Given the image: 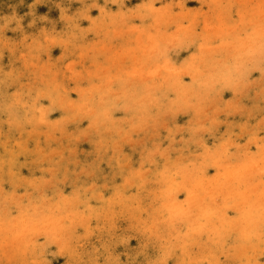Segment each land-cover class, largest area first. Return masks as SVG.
Returning <instances> with one entry per match:
<instances>
[{"label": "bare ground", "instance_id": "obj_1", "mask_svg": "<svg viewBox=\"0 0 264 264\" xmlns=\"http://www.w3.org/2000/svg\"><path fill=\"white\" fill-rule=\"evenodd\" d=\"M73 1L75 4L72 3L74 5L72 8L64 6L65 3L63 4L62 1L53 2L57 4L59 13L64 14V16L61 14L64 17L61 18L63 19L61 22H49L46 15L37 12L34 6L32 13H24L25 9L31 7L29 8L23 0H4V4H0V22H5L3 24L5 26H15L11 30L12 35L4 34L0 38V197L3 195L12 199V187L16 188L17 193L23 195V188H31L40 184L46 189L47 185L52 184L51 182L56 178L53 174L55 172L49 171V175H52L47 180H34L36 170L33 166L27 167L28 173L16 172V169L23 168L26 162L33 160L31 163L37 164V161L45 158L43 155L51 153L47 148L45 149V146L41 148L38 145L40 139L44 136L46 138L52 129L55 131L61 129L63 131L60 133L69 135L72 126H75V129L85 128L96 132L97 138H100L105 131L98 143L107 148L111 155L122 156L124 159L123 155L132 148L118 147L117 140L120 128L129 136L135 133L131 130L132 126V128L129 127L131 134L125 128L128 119L131 122L136 121L137 127L142 128V132L144 131L142 135L149 137L152 134L151 137L157 141H164L160 131L155 130L159 126L158 115L156 116L158 111H162L160 114L166 117H168L167 114L170 115L168 117L170 119L174 118V122L177 126L180 125L179 127H187L193 118L198 120L205 114L212 116L211 119L216 125H209V129L205 131L202 128L204 132L201 130L194 132L191 138V153L180 151L178 162L166 157L163 165L167 166L162 167L158 164L155 172L150 174L149 180L154 183L155 189H159L150 194V198H158L156 213L149 210L139 214L135 207L125 211L120 209V206L130 197L135 196L142 186L138 181L141 179L129 176L122 178L121 174L116 175V186H113L112 190L109 189L107 194L99 191L97 186L94 187L96 189L90 186L91 190L86 191L84 195L81 194V190H78L66 198L63 196L61 199L53 196L47 198L49 200L42 203V206L46 204L45 207H51L52 210L48 212L53 213L54 210V215L46 213L42 215L43 207H39L40 204L37 205L41 208V211L37 209L40 214L39 211L26 212L29 209L25 208L37 203L35 199L30 202L26 198V203L28 201L30 203L24 206L19 205L20 207L15 205L8 211L6 207H3L4 210L0 206L2 209L0 211H5H3L4 214L0 212L2 214L0 215V258L4 259V262L0 264H44V255L49 260L55 261L58 251L59 254L62 251L73 256L79 249L77 252L80 254V251L85 250V245L89 241L91 243L92 239L96 240L97 244L110 237L112 227L121 212H127L130 217L136 219L133 226L128 229L143 245L146 243L144 235L148 228L153 227L146 249L133 247L135 241L124 249L128 253L147 259L140 264H172L176 260L174 258L183 260L191 258L194 263L198 261L196 264H209L208 260H210L212 251L218 248L221 249L222 257L231 262L248 260L247 264H264V188L255 186L257 182L264 180V134L252 135L253 137L244 142L252 149L258 148L261 156L256 153L255 158L253 156L247 161V167L241 169L238 165L243 162L244 157L252 156V153L247 150H234L231 146L233 138L241 135L239 133L225 135L224 132L229 128H223L222 123L227 115L230 116L227 114L229 112L223 115L222 112L215 110L217 106L212 113L211 111L205 113L209 100L217 98L227 100L235 95L238 82L247 78L254 67L264 66V43L261 42L264 33H260L259 26L245 25L251 19L243 17L239 18L242 25L239 29V26L233 23L234 14L224 10L219 15L220 27L216 29L214 26L208 32L203 31L199 35H190L185 32V29L175 33L170 28L171 31H165L159 36L156 34V28L160 30L165 28L161 27L164 20L158 11L147 13L149 3L145 1L142 6L146 3V7L139 8L146 13L140 17L143 21H147V16H151L152 20L148 21L140 32L138 37L140 46H138L132 44V38L126 35L129 34L128 31L121 30L128 21L126 19H130L127 17L128 11L124 12V4L117 5V0H100V7L98 4V8L92 7L93 10L87 8L84 10L83 0ZM109 2L113 5L112 8L106 7V3ZM168 3L172 4L170 2L166 4ZM87 6L90 7V3ZM260 6H264V3ZM134 9H137L136 6ZM135 14H137L136 11ZM129 16H132L131 13ZM153 23L157 26H152ZM189 27L192 28L193 24ZM116 33L122 35L123 40H118ZM192 36L196 38L192 39ZM218 36L227 38L226 47L218 44L209 45L210 39L213 40ZM178 38L181 44L175 47L176 43L173 40ZM234 43H236L237 50L231 54V50H229L230 53L228 49L231 44L235 45ZM103 44H109L117 50L120 46L129 48L132 53L123 55L124 65L122 66L127 70L130 69L131 64L129 63L133 59V54L136 53L141 70L129 76L121 75V67H112L114 65L110 64L111 59L108 58L110 52H107L102 56L106 72L102 83L104 90L99 89V82L95 81L92 75H86L87 78L83 79L72 71L67 76L64 74V67H73L72 59L75 58L74 55L80 48L89 50L92 53L91 56H94L91 58L95 63V57L98 54L95 49L97 45L102 46ZM149 46L153 50L152 53L144 52V49ZM180 51L182 55L176 61ZM210 51L214 57L208 56L209 60L213 58L207 63V71L203 73L194 70L191 61H203ZM16 54L18 59L15 60V65L5 66L3 64L9 56L14 57ZM191 69H193L192 73H183V70ZM11 76L17 78V81H14L15 84H9L10 80L6 82L5 79ZM18 78H22L21 81ZM260 99L264 102V93ZM138 131L140 132L139 129ZM128 135L126 137L129 140ZM121 140L123 141L122 138ZM197 144L200 146L196 147ZM60 151L52 149V153L54 152L53 154L57 156L63 152ZM48 155L46 158H50L51 155L49 157ZM105 155L103 156L107 158ZM102 160L100 163H103ZM73 161L72 163L76 162V160ZM120 161H117V164L122 167ZM47 163L50 164V162ZM142 165H145L144 161ZM231 166L235 168L229 175L219 177L222 170ZM211 178L213 181H209ZM136 180L137 182H134ZM193 180H203L204 184L212 183L220 192L222 191L219 201L223 207L219 208V211H214L219 202L217 198L204 193L203 190L195 191L192 188ZM41 191L40 189L39 194ZM21 194H19L20 197ZM16 197L15 202L20 203V199L24 196L18 200ZM4 203L1 205L7 206L6 202ZM106 204H110L111 208ZM100 209L103 211H99ZM44 211L47 210L44 209ZM100 216L107 221V228L109 227L106 230L109 233L107 237L100 226ZM77 220L79 223H76ZM159 220L170 228H160ZM90 232L95 235H90ZM137 233H142V238V234L139 237ZM177 243H181L184 247L175 249L176 257H172L170 248ZM104 247L108 248L107 245ZM251 249H254V256L247 260L244 259L245 253ZM28 250L33 252L29 254ZM79 260L81 262L72 261L71 264L86 262L85 258ZM86 264L92 263L88 261Z\"/></svg>", "mask_w": 264, "mask_h": 264}, {"label": "rangeland", "instance_id": "obj_2", "mask_svg": "<svg viewBox=\"0 0 264 264\" xmlns=\"http://www.w3.org/2000/svg\"><path fill=\"white\" fill-rule=\"evenodd\" d=\"M23 1L24 2L26 1L25 4L28 5L29 8L31 7L30 9H25L24 13H27V12L32 13L33 12L32 8L34 6V9L37 12H39L41 14L43 13L44 15H46L49 22H61V21H63V19H61V18H64V17H62V16H64V14L59 13L60 11L58 9L57 4L53 3V2L58 1L57 3H59L60 1H62L63 4L65 3L64 6L71 7V8L74 6L73 4H75L73 0H70V1L68 0L69 2L67 0L66 1L65 0H51L52 3L50 0H34V1L33 0H23ZM131 1H132V3H130ZM141 1L140 0H139V2H138V0H117L116 1L118 3L117 5H119L121 3L125 5V10H126V11L124 10L125 13H127V11H128L127 17H130V19L129 18L126 19V20H128L127 23L124 24V26H126V27L124 28V26H123L122 28H124V29L121 28V30H124L123 32L128 31L127 33H129V34H126V35H128L132 38V44H134V45L140 46V42L138 39V37L140 36V32L143 30V27L147 24V22L152 20L151 16H147V21H143V19L141 18L142 15L146 12H144L142 10V8H139V7H144L146 5V3H149V5H147V11H148L147 13H154V12L158 11L159 13H161L160 17H162L164 20V24L161 27H165V28H163L162 30H160V28H158V29L156 28V30H157L156 34H158L159 36H161L165 31L170 30V28L173 29L175 33H178L180 30L183 31L185 29L186 30L185 32L190 33V35L191 34L199 35L203 31L208 32V31L212 30L214 26H215L214 29H216L217 27H220L219 25L221 23L219 22V15H220L221 11H224V10L228 11L229 13L232 12L234 14L233 23L236 24L237 26H239V29L242 27V25L239 22V18L242 19L243 17H249L251 20L248 21V23H246L245 25L251 26V27L252 26H259L260 33H264V6H262V7L260 6L261 3H264V0H159L160 2L158 0L157 1H155V0H149V1L148 0H141ZM145 1H146V3L142 6V3ZM151 1H153V2H151ZM67 2L68 3L71 2L70 5ZM82 2H83V6H84L83 9L84 10L86 8L93 10L92 7H97L98 4H99L98 5L99 7L101 6L100 0H92L90 2L83 0ZM167 2L172 3V4H170L171 6L169 5V3L166 4ZM1 3L4 4V0H0V4ZM89 3H90V7L87 6V5H89ZM109 3L108 4L106 3V5H107L106 7L112 8L113 5L111 3L110 4ZM139 3L141 5H139ZM52 4H54V5H52ZM49 5L50 6L52 5L51 8ZM130 5H131L132 10L134 12L131 10ZM168 5H169V7H168ZM2 6H4V5H2ZM127 6H129V7L127 8ZM135 6L137 9H134ZM97 8H95V9H97ZM129 10H131V11H129ZM135 11L139 15L135 14ZM247 11H248V13H246ZM129 12L131 13L132 16H129V14H130ZM61 14H62V16H61ZM53 15L55 18L53 17ZM133 15H136L137 18H136V16H133ZM132 17H133V19H132ZM11 22H13V21H11ZM4 23L5 22H3V23L0 22V38H2L1 36L4 34L5 35H12L13 33L11 34V30L13 28H15V26L14 27H10V25L5 26V25H3ZM192 24H193V27L190 28L189 25H192ZM1 26L3 28L2 30H1ZM152 26L156 27L157 25L153 23ZM126 28H127V30H126ZM195 35H193V36H195ZM193 36H192V39H195L196 37H193ZM221 36H223V35H221ZM221 36L215 37L213 40L210 39V41L208 42L209 45L218 44L220 46L226 47L228 45V40H227V38L221 37ZM116 38L118 40H123L122 35L117 34V33H116ZM188 40H189V38L187 39V41ZM261 40H263L261 42L264 43V38H261ZM173 41H175V43H176L174 45L175 47L181 44V41L179 40V38L175 39ZM234 44L235 45L231 44L229 46V49H228V52H230L229 50H231V52H232V53L230 52L231 54H233L237 50L236 49V43H234ZM108 47H112V48H108ZM122 47L123 46H120L119 50H117L115 47H113L109 44H103L102 46L97 45V48L95 49V51L98 54L95 57L96 58L95 63H94L93 59L91 58V57H94V56H91L92 53L89 50H82L80 48L79 51L74 55L75 58L72 59L73 60V67H64V74L67 76L72 71L73 73H76V76L83 77V79L87 78L86 75H90V76L92 75V76H94L92 78H94L95 81L99 82L98 83L100 86L99 89L104 90V89H102V87H103L102 83L104 82L103 79L106 76V72H105V66H104L105 64H104L102 56L105 55L107 52H110V55H108V58L111 59L110 64L114 65L112 67H115V66L121 67V69H122L121 75H123V76L128 75L129 76V75L135 74L136 72L141 70V69H139V66H138V62H137L138 55L136 53L133 54L134 55L133 59L129 63V64H131L130 69L127 70V69H125L124 66H122V65H124L123 59H122L123 55L126 53H130V54L132 53L129 48H122ZM152 51L153 50L150 48V46L146 47L144 49V52H146V53H152ZM181 52L182 51H180V53L177 55L176 61H178V59H180V57L182 55ZM208 56H213L211 51H210V53H207V56L204 57L206 59H203V61L202 60L201 61H196V60L191 61L193 66H194L193 69L197 70L198 72H203V73H204V71H207V69H206L207 63L210 62V60L214 57L213 56L209 60ZM16 59H18L17 54L14 57L9 56L3 64L5 66L15 65ZM231 59H232V57H231ZM229 61L231 62V60H229ZM9 63H11V64H9ZM258 68H260V70ZM193 69L183 70V73L184 72L192 73ZM12 78H13L12 76L7 77L5 80H6V82H8L10 80L11 82L9 81V84L14 83V81L15 82L17 81V78L16 79L15 78L12 79ZM18 79H20V81H21L22 78H18ZM239 82H238L237 88L235 90V95L231 96L230 98H228L225 101L218 99V98L217 99L214 98L215 100H213V99L209 100V104L206 107L205 113H210V111L212 113L213 111L216 110V111L222 112L223 115H226L225 113L229 112L227 114H230V116L227 115V118L222 123L223 128H225V127L229 128L227 131L224 132L225 135L229 136L230 134H233V133H239L241 135L239 137L233 138L231 146L234 147V150H238V151L247 150V152L252 153V156L244 157L242 160L243 162L238 165L239 168L243 169L244 167H247V161L251 157L256 155V153L261 156L258 148L252 149V148H250L249 144L247 145L244 142L246 140H248L250 137H253L252 135L264 134V102L262 101V99H260V97L264 93V66L254 67L253 70H251L250 74L247 76V78H245ZM259 92H261V93H259ZM215 107H217V108L215 109ZM220 108H222V109H220ZM160 112H162V111L156 112V116L158 115L157 117H158V121H159V126H157L155 130L160 131V134H162L164 137V141H161V140L157 141L156 139H153V137H151L152 134L149 137L142 135V133L144 132V131L143 132L141 131L142 128H138L137 127L138 124H135L136 121L131 122L130 119H128L126 121L125 128L129 130L130 134L132 132L131 130L135 131V133L133 132V134H131L129 136L128 134L123 133L124 132L123 129L120 128V131L118 133L119 135H118V140H117L118 141L117 146L118 147L122 146V148H124L126 146L132 148L131 150L127 151L128 152L127 154L123 155V157H125L124 159L122 158V156L117 157V155H111V153L109 152V150H107V148H105L104 146L102 147L98 143L101 140V135L105 134V131L100 135V138H97V135L95 134L96 132H93L90 129H85V128H83V129H81V128L77 129L76 128L75 129V126H72L69 130L70 131L69 135L60 133L63 131L61 129H59V130L56 129L58 131V133H56L57 131L52 129L50 134L53 131L55 133L53 132L54 134L52 133V135H50V134L46 135V138H45V136L43 138H41L40 143L38 145V147H41V148H43L45 146V149L47 148V150L51 153L50 154L47 153L46 155H43L45 158L44 159L42 158L41 159L42 161H37L36 162L37 164L31 163L33 160L29 163L26 162L25 166L23 168H21L20 170L16 169V172H19L20 174L21 173H23V174L28 173L27 167L33 166V167H35L34 170H36V175H34L35 176L34 180L35 179L47 180L52 175V174L49 175L50 172H52V173L55 172L53 174L55 175L56 178L54 179L53 182H51L52 184L53 183L54 184L53 185L52 184L47 185L46 189L43 188L40 184H38V185L33 184V185H35V187L23 188V193H24L23 195L21 193H17L16 188L12 187V191H13V192H11V198L12 199L9 198L10 199L9 200L8 198H6L5 196L2 195L0 197V206H2V208L6 207L5 209H7L6 211H8L15 205H17V206L23 205L24 206L25 204L27 205L33 199H35V202H37L35 204L36 206L35 205L29 206L25 209L26 210L29 209L26 212L36 213L39 210L41 211V208L43 207L42 203H44L45 201L47 202L49 200V199L47 200V198H52V196L55 197L56 199H58V197H60L59 199H61L62 196H63V198H66V197H69L70 195L74 194L78 190H81L82 191L81 194L84 195L86 193V191H89L90 186H91V188H94L95 186H97L98 187L97 189L99 191H102V193L107 194L109 189L112 190L113 189L112 187L116 186V184H115V183H117L116 182V178H117L116 175L121 174L122 178L129 176V177H133L135 179L136 178L141 179L138 181H139V183L142 184V186L140 187L141 189L138 191V193L135 194V196L130 197L128 201H126L122 206H120V209L122 211H125L126 209H130L131 207H135L136 212L139 214L144 213L145 211H149V210H152V213H156V211H157L156 204L158 203V198L157 197H154V198L151 197L150 198V194H152L156 190L159 191V189H155L156 187H155L154 183H152L149 180L150 174L155 172V168L157 167L158 164H160L162 167L165 166V165H163V163L165 162L166 157L173 159L175 162H178L177 159L180 156V151L183 153H191V149H192L191 138L194 136V134H195L194 132H196V131L199 132V130H201V132H204L205 130L209 129V127H210L209 125H211V124L216 125V124H214V121H212V119H211L212 116L205 114L204 117H202L198 120L193 118L190 121L191 123H189V125L187 127L186 126L179 127L180 125L177 126V124L174 122L175 121L174 118L170 119V118H168L170 115L167 114L168 117H166V115H163L162 113L160 114ZM231 114H233V115H231ZM162 121H165V122H162ZM196 121H199V122H196ZM192 122L194 124H192ZM129 123L130 124L132 123V124L129 125ZM66 125L67 124H65V126ZM131 126L133 127V129L130 130V128H132ZM164 126H166V127H164ZM148 127L150 128V126H148ZM158 127H160V128H158ZM202 128H204V131ZM138 129L140 130V132L138 131ZM175 129H176V131H175ZM117 132H118V130H117ZM188 132H189V134H188ZM88 133H90V134H88ZM164 134H166V135H164ZM49 135H50V138L48 137ZM85 135H86V137H85ZM127 135L129 136V140L132 138V140H130V142H129L128 138L126 137ZM54 137H56V138L53 139ZM70 137H73V138H70ZM142 137H144V138H142ZM168 137H169V139H168ZM121 138L123 139V141L121 140ZM125 139L128 142H126ZM167 139H168V141H167ZM120 142H121V144H120ZM138 142H139V144H138ZM182 143H185V144H182ZM197 143H198V141H197ZM47 145H48V147H47ZM166 146L167 147L169 146V147L167 148ZM199 146L200 145L197 144L196 147H199ZM52 149H53V151L61 150L63 152L60 151L61 155L57 156L56 154H53L54 152L52 153ZM145 149H147V150H145ZM41 150L42 149H40V151ZM142 150H143V152H142ZM150 150H151V152H150ZM107 151H108V153H107ZM145 152H146V154H145ZM73 153H74V155L76 154V156H74ZM48 154L51 155L50 158L53 156L51 158V160H50V158H46V156ZM80 154H81V156H80ZM147 154H149V155H147ZM49 155H48V157H49ZM103 155H105L107 158H105ZM101 156H103V157H101ZM100 157L102 159L103 158L104 159L102 160ZM121 158H122V160H121ZM254 158H255V156H254ZM75 160H76V162H75ZM97 160H98V162H97ZM101 160L103 161L104 164L102 162L100 163ZM145 160L146 161L148 160V161L145 162ZM68 161L70 162L69 164L67 163ZM72 161L75 163H72ZM81 161H82V163H81ZM117 161H120V164L122 165V167L118 166ZM142 161H144L145 165H142ZM47 162H50V164H48ZM149 162H150V164H149ZM254 162H256V160ZM30 163H31V165H30ZM96 163H98V164H96ZM81 164L83 166H81ZM79 165H80V168H79ZM253 165H255V164H253ZM94 166L96 167V169ZM115 167H117V168H115ZM38 168H39V170H38ZM40 168H44V169L41 170ZM72 168H73V170H72ZM78 168H79V170H78ZM119 168L121 171L119 170ZM234 168H235V166L225 168V170H222L219 173V177H224V176L229 175L234 170ZM251 168L252 167H250V169ZM82 170H83V172H82ZM100 170H102V171H100ZM65 171H67V172L65 173ZM71 171H72V173H70ZM87 172H89V173H87ZM84 173H85V175H84ZM211 180H212V178L209 181H211ZM78 181H80V182H78ZM134 182H137V180ZM68 185H70V187ZM192 185H193L192 188L195 191L203 190L204 193H208L210 196L216 197L218 201H219L220 197L222 196V191L220 192L216 188V186L212 183L208 182V183L204 184L203 180H193ZM255 186L257 188H264V180L261 182H257L255 184ZM36 188H37V190H36ZM56 188H57V190H56ZM40 189L42 190L41 194H39ZM63 189H65V190H63ZM94 189H96V188H94ZM14 194L17 195V197ZM19 194H21V197ZM27 194L29 196H27ZM12 195H14V196H12ZM22 196H24V197L22 198ZM205 196H207V195H205ZM15 197H16V200H18L19 198H22V199H20L21 201L19 200L20 203H16L18 201L15 202ZM5 198H6V200H5ZM26 198H28L30 202L28 201L26 203V201H27ZM7 200L10 202V205H8L9 202L7 203ZM12 200H13V202H12ZM42 200H44V201H42ZM1 202H3V203H1ZM4 202H6L7 206L1 205V204H5ZM37 205H39V207H41V208H39ZM107 205L109 208H111L110 204H106V206ZM34 206H35V209H34ZM45 206H47V205L45 204L44 207L42 208V211H41L42 215L45 213L48 215H54V213H55L54 210H53V213H49L52 210V208L51 207L48 208ZM30 207L31 208L33 207V208L31 209ZM222 207H223V205L219 201L217 208L214 211H217V210L219 211L220 210L219 208H222ZM38 208H39V210H37ZM44 209H46L47 211H44ZM0 210H2V209L0 208ZM30 210H32V211L34 210V211L32 212ZM35 210H37V211H35ZM3 211H0V212L3 213ZM40 211H39V214H40ZM99 211H101V209ZM0 215L2 216L1 213H0ZM99 218H101V216ZM101 219L99 220L100 226H101V228L104 229V231H105L104 234L107 237L109 235V233H107L106 230L109 229V227L107 228V226H108L107 221L103 218H101ZM66 220L67 219H65V221ZM135 220L136 219L133 217H130L127 212H123V213L121 212L118 215L114 226L112 227V232H114L115 230H118V232H114V233L111 232L110 237L107 238L106 241L105 240L99 241V243L96 244V240L94 241V239H92L91 243L89 241V243H87V245H85V248H84L85 250L80 251V254L77 252V251H79V249H77L75 254L73 255L74 257L70 256L69 254H66L65 252L63 253L62 251L59 254V251H58V253H56V256H55V261L49 260L44 255L43 258L45 261L43 260V262H44V264H56V262L59 261V263H57V264H71L72 261L78 263V262H81L79 260L80 258H85L86 262H82V264H86L88 261L92 264H140V263H143L147 260L146 258L136 256L132 253H128L124 249L127 245L134 243V241H135V243H134L133 247H135L136 249H142V250L146 249L148 247L151 234L153 232V227L148 228L146 234L144 235L146 243L143 245L142 243H140L138 238L135 239V237L129 232V229H128V228L133 226ZM76 223H79V221ZM158 226H160V228H163V229L170 228L166 225V223L163 224L161 222V220H159ZM261 227L263 228V225ZM137 234L140 237V234H142V233H137ZM166 234H167V232H166ZM90 235L94 236L95 234L93 232H90ZM4 236H5V234H4ZM142 236H143V234L141 235V238H142ZM68 242L69 241H67V243ZM105 245H107L108 248H105L104 247ZM179 247H184V246H182L181 243H177L170 248V251L172 250L171 251L172 257H176L174 250L179 249ZM100 249H102V250H100ZM107 250H109L108 251L109 253L107 252ZM220 251H221L220 248L212 251V255L210 256V260H208L209 264H247V261H248L247 259H250L254 256V249H251L250 251H248L244 255V259L246 258L247 261L236 262L237 261L236 260L235 261L236 263H235L234 261L231 262L227 259H224L222 257V252H220ZM32 252L33 251L28 250L29 254H31ZM76 254H78V256H76ZM148 258H150V257H148ZM165 258H166V256H165ZM0 259H2V260H0L1 263L4 262L3 258H0ZM170 259H172V258L170 257ZM174 259H176V260H174L172 264H196L198 262V261H196V263H194L191 258L189 260H183L181 258H179V259L174 258Z\"/></svg>", "mask_w": 264, "mask_h": 264}]
</instances>
